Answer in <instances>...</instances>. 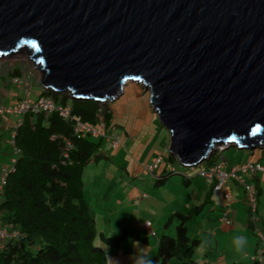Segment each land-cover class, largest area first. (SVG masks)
Returning a JSON list of instances; mask_svg holds the SVG:
<instances>
[{
  "label": "water",
  "instance_id": "1",
  "mask_svg": "<svg viewBox=\"0 0 264 264\" xmlns=\"http://www.w3.org/2000/svg\"><path fill=\"white\" fill-rule=\"evenodd\" d=\"M21 46L45 89L140 83L184 166L264 143V0H0V55Z\"/></svg>",
  "mask_w": 264,
  "mask_h": 264
},
{
  "label": "trees",
  "instance_id": "2",
  "mask_svg": "<svg viewBox=\"0 0 264 264\" xmlns=\"http://www.w3.org/2000/svg\"><path fill=\"white\" fill-rule=\"evenodd\" d=\"M12 73L19 72L13 69ZM47 94L57 104L69 105L71 113L84 121L96 124L100 109L104 122L110 121L109 106L97 100L71 97L68 91L42 89L40 95ZM104 140L101 136L96 139L76 136L71 123L56 111L23 115L14 135L19 152L0 196V224L7 223L8 231L16 233L0 239V264H110L109 254L95 244V237L109 247L147 238L127 228L114 235L96 228L92 207L84 198L82 176L87 163L106 156L101 149ZM259 147L263 149L264 143ZM213 161L209 158L208 164ZM251 161L261 162L258 158ZM173 170L158 175L154 184L161 185ZM190 176L185 175L183 182ZM209 185L213 189V184ZM258 194L255 190L256 219L248 204L251 223L258 220ZM202 207L197 205L185 213L176 211L167 218L164 225H169L173 216L179 221L174 224L173 236L169 233L158 236L153 263L195 264L191 258L200 239L188 236L185 223ZM249 264H264V260L253 259Z\"/></svg>",
  "mask_w": 264,
  "mask_h": 264
},
{
  "label": "rangeland",
  "instance_id": "3",
  "mask_svg": "<svg viewBox=\"0 0 264 264\" xmlns=\"http://www.w3.org/2000/svg\"><path fill=\"white\" fill-rule=\"evenodd\" d=\"M29 56L28 50L24 47H19L15 49L14 52L8 53L3 57L0 56V70H2L3 73H7V71H11L14 67H18L23 75H26V73L29 75L30 81L32 85H34L36 81L39 82L41 72L36 68V64ZM37 87H39L37 84L32 87L31 93L33 92V95H35L34 92ZM102 105H109L111 111L110 121H108L107 124L105 122L106 131L116 134L119 141L116 146H112L111 143L105 139L101 145V149L105 152L106 156L99 158L95 162H89L84 166L82 176L84 183V198L92 207L97 230H103L106 235L120 233L123 228L134 230L141 236H147L150 240V246L154 243L156 247L158 236H149L145 230L143 231L141 229V225L146 222L145 219L148 217L152 216L153 219H155L159 214L163 213L160 211V204L156 203L151 197L153 193H151L150 197L147 199L148 205H145L143 201L138 205L129 203L127 192L130 186L127 187L126 184H131L132 186L145 190L148 189L149 191L153 190L154 194L159 197L162 196L164 199L170 197L168 188L172 187L175 182H168L165 185L161 184L156 186L154 184L155 180L150 176L149 172L151 171L147 169V166L152 164L153 161L150 163L146 161L145 148L139 154L133 155V149L137 144V140L142 138H150L151 140L157 136L162 138L163 135H166V140H170L169 131L164 125L159 123L157 113L151 110L149 90L144 89V86L140 83H127L123 92L117 98L108 100L107 103H103ZM115 123H121V126ZM123 126H126V132L122 129ZM126 135L133 138H127L125 141ZM219 144L220 143H216L214 148ZM146 145L147 143L144 144V146ZM246 150L248 149H239L237 146L232 145L226 147L222 151V156L225 162L234 161L238 156L245 157L247 153L245 152ZM251 150L254 152L251 158H258L264 163V148L261 149L255 146ZM1 157L2 155L0 154V159ZM210 158L216 160L218 156L216 153H213ZM200 163L208 164V160H203ZM176 166L175 168L178 170H174L170 178L176 180L177 183L180 181V184L184 185L179 170L181 172V170H187L188 167L180 164L178 160ZM197 167L198 166H195V169ZM192 180L193 184L200 183V179L194 178ZM261 198L264 199V195ZM183 210V213L188 211L186 208ZM202 216V214L198 216L195 215L185 223L188 236H191L197 227L193 222ZM178 221H176L175 224H177ZM123 224H125V227ZM261 224L264 230V224L262 222ZM117 227L118 229H115ZM114 230L117 231L115 232ZM172 234L174 235V232ZM203 234L202 236H204ZM94 242L103 247L108 254H113L117 250V247H112L111 249L109 246L102 243L98 237H95ZM140 244L143 250L147 252L148 244L144 242ZM203 245L204 244H201L195 248L191 258L199 264L201 262L200 257ZM122 250L125 252L130 250L129 241L126 242L125 246L122 244ZM155 250L156 249H153L148 256L150 259L154 256ZM172 261L177 263L175 260ZM156 263L157 262H154L153 264Z\"/></svg>",
  "mask_w": 264,
  "mask_h": 264
},
{
  "label": "crops",
  "instance_id": "4",
  "mask_svg": "<svg viewBox=\"0 0 264 264\" xmlns=\"http://www.w3.org/2000/svg\"><path fill=\"white\" fill-rule=\"evenodd\" d=\"M13 69L18 70V74H22L18 67H14ZM12 70L7 71V73H3V71L0 70V103L2 104L14 103L15 101L21 99L23 96L22 88L17 84H14L10 80V77L14 75L12 73ZM127 83L130 84L134 82L128 81ZM127 83L124 84L123 90ZM36 84L39 87H37L36 91L34 92L35 95H33L32 92V95L34 97L40 95L42 89H45L40 85L39 82L36 81L34 85ZM34 85H32V87H34ZM151 110L153 111V109ZM14 119L15 115L13 114L0 115V154L2 155L0 164L7 163L12 155L11 145L8 143V139L10 137ZM159 123L163 125L160 121ZM115 124L121 126V123ZM122 129H124L126 132V126H123ZM127 138L133 137L126 135L125 141L127 140ZM146 143L147 145L144 146V144ZM168 146L169 140H166V135H163L162 138H160V136H157L151 140L150 138H142L140 140H137V144L133 149V155H135L139 154L145 148L146 161H149V163L155 157L161 156V161L157 164L156 167L151 170V172H149L153 180L157 179L158 175H164L166 172L173 169L175 171L178 170L177 168H175L177 167L176 157L169 152ZM245 152H247L245 157L238 156L234 161H226V167H230L237 163L254 159L251 158L254 153L253 150L248 149ZM170 155H172V157H170ZM183 171L184 170H181L180 172L179 170V174L183 179H186ZM194 178L200 179V183L193 184L192 179ZM246 180L255 185L254 188L259 193L257 197L258 220L255 223H251L249 221L246 191L244 190L241 183H238L233 179L229 181L233 201L231 209L227 212L225 219H222V213L224 211V199L222 193L220 191H214L207 183L205 178L199 175H191L189 179H187L186 183H184L185 187L184 185L180 184V181L179 183H177L176 180H172L170 178V175L167 176V179L162 183L163 185L168 182H175L172 187L168 188L170 197L167 199L162 198V196H157L156 194H154L153 190L149 191L148 189L145 190L143 188H137L136 186H132L131 184H126V186H130V189H128L127 192L129 203L138 205L143 201L145 205H148L147 199L150 197V194L153 193L151 194V197L156 203L160 204V211H162L163 213L159 214L155 219H153L152 216L148 217L147 219H145L146 222L141 225V229L143 231L145 230L149 234V236L157 237L161 233L172 234L174 224L177 221L176 217L173 216L170 219L169 225H164L165 220L172 213L176 211L182 212L184 211V208H186V210L188 211H191L195 206L202 205L203 207L201 208L200 212L195 215L198 216L202 214L203 216L199 217V219H196L193 222V224L197 227L195 228L193 234L190 236L199 237L200 241L198 243V246L204 244L201 250L202 253L200 257V264H231L233 262H243L249 264L252 262L254 257H258L259 248L261 246L260 237L257 231L259 230L262 232V234L264 233L263 226H261V222L264 224V199L261 198L264 195V173L258 172L254 175H246ZM147 221L150 223V225L147 224ZM124 225L125 224H123V226ZM115 229H118V227ZM101 231L102 233H104L103 230ZM114 231L116 232L117 230ZM151 231H155V235H153ZM202 234L204 236H202ZM236 236H243L246 238V245L241 252H237L235 250L233 240ZM128 241L130 250L125 252L124 250H122V244L125 246L126 242ZM143 242L145 244H148L147 252L143 250V247H141L140 243ZM149 242L150 240L148 237L142 241H124L119 246H117V250L115 253L109 254L110 264H116V262H118V264H135V261L138 257H148L151 254V251L153 249H156L155 244L153 243L150 246ZM110 248L112 249V247ZM262 257L264 260V254ZM195 264L199 263L195 261Z\"/></svg>",
  "mask_w": 264,
  "mask_h": 264
},
{
  "label": "built area",
  "instance_id": "5",
  "mask_svg": "<svg viewBox=\"0 0 264 264\" xmlns=\"http://www.w3.org/2000/svg\"><path fill=\"white\" fill-rule=\"evenodd\" d=\"M10 80L20 86L23 90V96L21 99L15 101L11 104L0 103V115L13 114L15 119L12 123V129L10 132V137L8 143L11 145L12 155L7 163L0 164V196L2 195V186L5 184L7 173L13 170V164L16 156L19 152V148L15 145L14 135L16 133V128L22 122L23 115L26 112L31 113H50L56 111L60 116L67 119L71 123L72 131L76 136L89 135L91 137H104L112 146H116L118 143V137L116 134L108 133L105 128V122L103 120V115L101 109L98 114V122L96 124L84 121L79 115L71 113L69 105H59L57 104L51 95H38L34 97L31 93L32 83L30 81L29 75L16 74L10 77ZM100 103H105L104 101H99ZM227 143H220L214 149V153L218 156L210 164L199 163L196 165L187 166L188 169L183 171L184 175H199L204 177L208 184H213V189L220 191L224 199V211L222 213V219L226 218L227 212L231 209L232 205V192L229 181L231 179L238 181L243 185L244 190L247 194V201L249 207L254 216L256 201H255V188L251 182L246 180V175L254 174L255 172L264 173V163L258 161H244L226 167L225 159L222 156V151L227 147ZM153 163L147 166V169L151 171L157 164L161 161V156L155 157ZM195 166H198L195 169ZM147 224L150 223L147 221ZM7 223L0 224V239L5 236H10L16 232L8 231ZM154 234V231H151ZM261 246L259 248L258 257H254L258 260H262V254L264 253V235L261 231H257Z\"/></svg>",
  "mask_w": 264,
  "mask_h": 264
},
{
  "label": "clouds",
  "instance_id": "6",
  "mask_svg": "<svg viewBox=\"0 0 264 264\" xmlns=\"http://www.w3.org/2000/svg\"><path fill=\"white\" fill-rule=\"evenodd\" d=\"M123 87H124V85H123ZM104 101L107 102L108 99H106ZM233 243L235 245V250L237 252H241L244 249L245 245H246V238L243 237V236H236L234 238V240H233ZM263 254H262V256H263ZM253 259H256V258H253ZM262 260H263V257H262ZM262 260H258V261H262ZM116 264H118V262H116ZM135 264H153V261L147 256H140L135 261Z\"/></svg>",
  "mask_w": 264,
  "mask_h": 264
},
{
  "label": "bare ground",
  "instance_id": "7",
  "mask_svg": "<svg viewBox=\"0 0 264 264\" xmlns=\"http://www.w3.org/2000/svg\"><path fill=\"white\" fill-rule=\"evenodd\" d=\"M21 47H23V46H21ZM24 48H25V47H24ZM10 53H12V52H10ZM6 55H7V54H6ZM0 56L3 57V56H5V55L1 54ZM128 81H131V80H126V81H125V84H126ZM132 82H135V81H132Z\"/></svg>",
  "mask_w": 264,
  "mask_h": 264
},
{
  "label": "snow or ice",
  "instance_id": "8",
  "mask_svg": "<svg viewBox=\"0 0 264 264\" xmlns=\"http://www.w3.org/2000/svg\"><path fill=\"white\" fill-rule=\"evenodd\" d=\"M232 139H235V137H233Z\"/></svg>",
  "mask_w": 264,
  "mask_h": 264
}]
</instances>
